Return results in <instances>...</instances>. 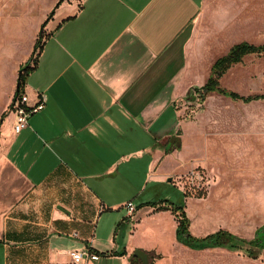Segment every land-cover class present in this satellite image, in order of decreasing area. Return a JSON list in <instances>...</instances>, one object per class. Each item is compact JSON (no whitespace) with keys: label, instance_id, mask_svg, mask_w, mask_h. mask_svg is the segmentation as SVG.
Segmentation results:
<instances>
[{"label":"crops","instance_id":"obj_1","mask_svg":"<svg viewBox=\"0 0 264 264\" xmlns=\"http://www.w3.org/2000/svg\"><path fill=\"white\" fill-rule=\"evenodd\" d=\"M19 1L34 26L29 37L8 35L0 45V264H77L70 252L85 247L99 254L85 264H144L135 252L147 264H168L163 215L175 246H186L175 236L174 204L144 200V179L135 177L145 168L146 178L171 181L168 162L184 163L177 176L194 167L204 172L211 208L188 198L196 207L188 217L183 205L196 237L224 229L208 227L219 195L247 192L251 209L262 190L264 200V139L263 150L254 147L246 159L242 139L232 135L241 132L214 137L207 103L217 92L200 99L201 112L185 116V94L206 82L214 62L205 69L192 55L202 42L217 54L235 36L210 46L199 34L209 0ZM7 2L0 0V12L9 11ZM18 15L7 20L25 23L22 10ZM33 56L22 90L29 103L37 91L47 100L15 132L9 106L20 68ZM245 178L252 180L246 189Z\"/></svg>","mask_w":264,"mask_h":264},{"label":"rangeland","instance_id":"obj_2","mask_svg":"<svg viewBox=\"0 0 264 264\" xmlns=\"http://www.w3.org/2000/svg\"><path fill=\"white\" fill-rule=\"evenodd\" d=\"M7 3L9 11L2 9L0 12V40H2L0 45L7 41L8 35L21 34L29 37L34 26V22H29L33 16L29 17V10L25 11L23 3L19 0H8ZM21 10L23 11V18H27L25 23L19 24L7 20L10 17L21 16L18 15ZM205 11L198 31L200 35H203L202 37H207L208 45L214 46L222 43L224 45L225 38L230 37L231 34L235 36L232 35L233 39H226L227 43L224 47L213 55L208 53L206 42H202V47L197 50L196 55L195 53L192 55L194 62L201 67L206 69L216 58L223 55L234 42L244 39L256 45L264 43V0H209ZM220 84L222 87L242 95L264 94V54L244 56L241 62L233 64L226 71L220 79ZM194 88H189L184 96L183 102L187 119L190 118L192 110L201 112L204 109V99L200 101ZM200 102L201 104H199ZM207 107H211L209 112L214 118L212 121L213 129L216 132H214L216 135L214 137L219 141L222 139V135L221 133L218 134V131L238 130L242 134L238 133V136H235L234 132L232 135L239 140L242 139L246 159L255 150L254 147L263 150L259 139H264V100L233 103L228 97L213 93L208 100ZM187 145L190 146L189 141ZM219 153H223L221 148ZM263 164L262 162L261 165ZM171 168H174L172 182L167 181L166 178L158 180L159 182L153 178H146L145 168L144 175L142 172L135 175L139 182L144 179L142 187L144 200L157 202L156 204H163L164 201L169 200L173 204L186 205L188 217L194 210V202L198 204V209L211 208L209 200L206 202L204 199L206 198L205 190L193 189V185L184 175L179 174L177 176V173L185 170L184 163L177 167L172 162L166 163L164 169L169 170ZM260 172L264 173V170L261 169ZM261 178L260 182H263L262 185H264V177ZM251 182L250 178L244 179L242 183L245 189L247 188L246 184L250 185ZM262 191L260 192L261 199L258 202L255 201V209H251L253 200L248 198L250 194L247 192H245L246 196H243L242 193H236L220 198L219 195L212 200L215 214L211 217L212 220H208V227L210 225L212 228L222 227L241 237L250 238L255 227L264 222ZM188 198H192L194 202ZM135 199L134 201H139L138 197ZM217 222L218 225H216ZM161 223L163 226L161 251L170 254L167 256L168 264H264V250L253 258L248 257L243 250H230L218 246L205 248L175 246L172 223L168 215L162 216Z\"/></svg>","mask_w":264,"mask_h":264},{"label":"trees","instance_id":"obj_3","mask_svg":"<svg viewBox=\"0 0 264 264\" xmlns=\"http://www.w3.org/2000/svg\"><path fill=\"white\" fill-rule=\"evenodd\" d=\"M43 36L42 29L39 32V38L35 43V50L40 46V40ZM248 54H264V43L252 44L247 41H241L232 45L229 50L222 56L216 58L211 66L209 76L206 82L201 87H195V93L200 99L210 92H217L228 96L232 100H240L249 102L251 100H264V94L255 95H241L236 91L226 89L221 86L220 78L226 71L238 62H241L244 56ZM34 66L28 63L20 68L17 79V86L14 95L18 94L25 83V77L28 71ZM200 194V193H199ZM199 196V195H198ZM164 207L160 208H165ZM173 214L177 220V227L175 236L178 242L191 248H205V247H224L230 250H243L248 257H257L260 251L264 250V223L258 226L252 238H243L237 236L227 230L219 229L215 232L209 233L203 237H196L189 231V219L181 204H174L170 206Z\"/></svg>","mask_w":264,"mask_h":264},{"label":"built area","instance_id":"obj_4","mask_svg":"<svg viewBox=\"0 0 264 264\" xmlns=\"http://www.w3.org/2000/svg\"><path fill=\"white\" fill-rule=\"evenodd\" d=\"M35 56H33L28 64L32 66L34 64ZM37 99L34 103H29V97L24 90H21L18 94L14 95L9 111L13 114V129L15 132H19L28 126L29 117L44 108L47 96L43 91H37ZM187 180L193 185V189L205 190L206 179L202 169L194 167L190 169L185 175ZM127 211L131 214L134 211L132 201H128L125 204ZM72 261L77 264H85L88 260H96L99 258V254L92 252L90 248H83L80 250H73L70 252Z\"/></svg>","mask_w":264,"mask_h":264},{"label":"water","instance_id":"obj_5","mask_svg":"<svg viewBox=\"0 0 264 264\" xmlns=\"http://www.w3.org/2000/svg\"><path fill=\"white\" fill-rule=\"evenodd\" d=\"M134 255L142 257L144 259V264H147V262H146V254H142V253L140 254L139 252H135Z\"/></svg>","mask_w":264,"mask_h":264}]
</instances>
